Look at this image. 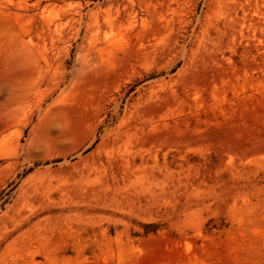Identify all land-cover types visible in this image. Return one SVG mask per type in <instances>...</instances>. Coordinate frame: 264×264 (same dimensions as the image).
<instances>
[{"label":"rangeland","instance_id":"1","mask_svg":"<svg viewBox=\"0 0 264 264\" xmlns=\"http://www.w3.org/2000/svg\"><path fill=\"white\" fill-rule=\"evenodd\" d=\"M0 264H264V0H0Z\"/></svg>","mask_w":264,"mask_h":264}]
</instances>
